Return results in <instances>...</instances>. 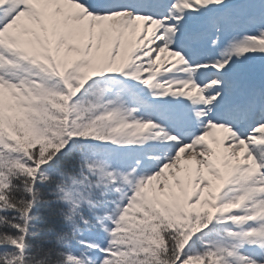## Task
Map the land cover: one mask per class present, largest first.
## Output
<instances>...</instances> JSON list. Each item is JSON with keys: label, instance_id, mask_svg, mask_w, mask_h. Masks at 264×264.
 <instances>
[{"label": "snow or ice", "instance_id": "1", "mask_svg": "<svg viewBox=\"0 0 264 264\" xmlns=\"http://www.w3.org/2000/svg\"><path fill=\"white\" fill-rule=\"evenodd\" d=\"M0 264H264V0H0Z\"/></svg>", "mask_w": 264, "mask_h": 264}]
</instances>
